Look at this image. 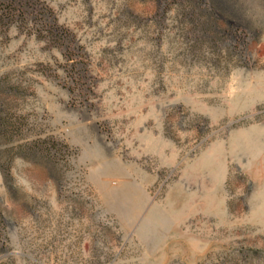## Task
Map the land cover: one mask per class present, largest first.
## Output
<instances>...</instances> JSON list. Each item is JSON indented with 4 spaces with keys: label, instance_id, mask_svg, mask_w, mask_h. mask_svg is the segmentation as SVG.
I'll use <instances>...</instances> for the list:
<instances>
[{
    "label": "rangeland",
    "instance_id": "rangeland-1",
    "mask_svg": "<svg viewBox=\"0 0 264 264\" xmlns=\"http://www.w3.org/2000/svg\"><path fill=\"white\" fill-rule=\"evenodd\" d=\"M0 264H264V0H0Z\"/></svg>",
    "mask_w": 264,
    "mask_h": 264
}]
</instances>
